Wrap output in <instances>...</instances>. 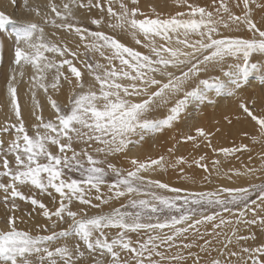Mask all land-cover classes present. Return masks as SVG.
Here are the masks:
<instances>
[{"label": "snow or ice", "instance_id": "6c2138e0", "mask_svg": "<svg viewBox=\"0 0 264 264\" xmlns=\"http://www.w3.org/2000/svg\"><path fill=\"white\" fill-rule=\"evenodd\" d=\"M250 2L255 0H231L242 15L232 11L229 0H211L207 6L196 0H173L182 10L168 15L151 6L145 13L140 0H47L45 5L22 0L24 10L35 15L27 20L0 11V32L11 27L8 35L14 46L6 78L9 115L0 126V206L4 210L0 264H78L85 251L107 257L105 264H173L185 257L179 251L166 256L161 249H190L194 244L184 242L189 235L223 238L220 251H227L229 257L223 264H264V245L247 246L250 237L239 234L240 225L257 223V209L264 212V176L257 175L264 172V152L260 168L227 172L215 159L210 170L204 155L189 162L182 155L173 161L163 155L141 159L127 154L134 136L143 141L145 134L173 129L190 106L197 111L206 105L215 107L220 98L231 99L235 106V114L224 120L253 122L256 134L251 139L264 144V108L257 109V101L243 95L250 76L264 70V64L251 59L254 54L264 58V25L254 21ZM256 6L264 8V3ZM85 8L100 12L99 18L90 19L97 30L77 19ZM245 29L247 37L232 34ZM61 31L65 36L49 38ZM127 36L135 46L119 38ZM26 67L31 69L25 93L30 103L26 99L22 105L18 85ZM260 83L264 85V76ZM50 89L56 94L63 89L67 103L54 99ZM40 90L44 103L37 97ZM213 135L196 126L194 135L182 133L181 138L192 142L199 138L213 153L225 157L251 151L243 143L215 148ZM168 152L171 156L173 149ZM116 153L124 155L127 168L107 162ZM193 165L205 173L202 182H212V171L216 179H252L246 186L197 191L153 178L171 168L194 185L195 175L185 171ZM34 190L50 197L52 208ZM93 199L100 203L93 204ZM119 201L123 202L112 206ZM21 202L30 203L50 223L36 224L35 234L21 228L25 223L23 215H17ZM74 203L94 209L108 205L109 211L89 215L88 207L73 210ZM249 213L254 217L250 221ZM259 222L264 225V217ZM209 223L212 231L202 233L201 226ZM61 224L67 227L57 230ZM211 244L205 239L196 246L205 251ZM199 262L197 256L194 264ZM210 264L222 261L214 258Z\"/></svg>", "mask_w": 264, "mask_h": 264}, {"label": "bare ground", "instance_id": "6f19581e", "mask_svg": "<svg viewBox=\"0 0 264 264\" xmlns=\"http://www.w3.org/2000/svg\"><path fill=\"white\" fill-rule=\"evenodd\" d=\"M259 0H255L254 3L250 2V7H257L256 2ZM196 2L200 3L201 5H210L211 0H196ZM30 5H45L47 3V0H29ZM84 3H87V0H84ZM103 3V2H101ZM140 5L142 9H146L148 12L150 11L149 6L151 7H155L156 10L160 13H163L165 15L168 14H172L173 12H176L178 10H182V9H178L174 6L173 4V0H140ZM14 5L11 4V0H0V11H4L5 13H7L8 15L15 17V19L17 20H27V19H34L35 15L34 13H28L27 11L23 12V4H22V0H19V5L17 9H14ZM234 10L237 15H242L240 9L238 8H234L232 9ZM105 12H106V8H105ZM18 16H20L18 18ZM100 16V12L93 8L92 11L89 13L87 11V9H81L79 11V13L77 14V19H81V20H90L91 18H99ZM253 17V16H252ZM254 19V17H253ZM255 20V19H254ZM259 25H263L261 23H258ZM103 29H107V28H103ZM12 28L9 27L7 32H11ZM46 32L51 33L52 29L51 28H46ZM242 32V30L240 31ZM240 32H233V35H243ZM244 32H246L244 30ZM247 36V34L249 33H245ZM65 36V33L63 31L57 33L56 36H51L50 35V39H57L59 37H63ZM126 44H128L129 46H135L134 41H132L131 39L125 40ZM7 48H14L13 46V41L12 39L9 40L8 42H6ZM82 51V49H81ZM9 53V51H7ZM10 56V60L11 64L8 62L5 68L6 70V74L3 78L2 84L0 85V122H4L6 121V119L8 118L9 115V98L7 96V92H6V85H7V81L6 78L9 75L10 71H11V66L13 64V60H14V52L13 53H9ZM12 58V59H11ZM9 60V61H10ZM26 71V75L24 78L21 79L20 84L18 85V98L21 102V104H24V101L26 99H28L29 103H30V96L26 97L25 93L28 91L29 85L27 83V80L29 78V74L31 73V69L30 67H26L25 69ZM226 82V81H225ZM228 84V83H226ZM250 86H246L243 92V95H245L246 97L250 98V99H257L258 101L264 103V87L263 90H261L262 88H258V84L256 80H251L250 82ZM64 88L66 89L67 86L64 85ZM255 93H251L249 92L250 89H253ZM261 90V91H260ZM49 94L53 95L54 99H57L59 102L61 103H67V93L62 89L61 93L56 94L54 92H52V90L50 89ZM37 97L40 100L41 103H44L45 101V96L43 94V91L40 90L37 93ZM50 107V106H49ZM209 107H212L211 105H206L202 108L199 109L200 112V118L197 121H191L190 123V129L188 132H191V134H195V127L196 126H202V127H206L208 125H210V123L207 122L208 118H216V117H222L223 113L222 110L223 109H229V110H233L235 107L231 101V99L229 98H220L218 101V104L215 106L214 110H210ZM189 108L191 109H195L196 106L192 105ZM45 116H48V111H45ZM158 115V118H160V115ZM187 115V114H185ZM250 135L252 137V135L256 134V130L255 127L250 129ZM182 133H185L184 131V126L181 124H177L175 128L173 129H166L165 131L161 132V133H156V134H145L144 140L143 141H139V137L138 136H134L132 139L135 143H133L132 145L129 146L128 148V156H137L141 159H145L147 157H152V158H156L160 155L165 156V158L167 160H173L175 159V157L177 156H184L186 159L189 160V162H191L194 158H198L201 155L206 156V163H211L212 161L215 160H219L220 161V165L226 163L228 160L232 159L233 156H229V157H225L222 153H213L211 148H208L205 146V144H199L200 139L198 138L196 142H192V141H184L181 138ZM180 135V136H179ZM214 137V142L212 141V146L215 148H220V147H224V143H223V138L217 134L214 133L213 135ZM5 139H7L8 137H4ZM180 140V143L177 144L176 141ZM257 147H259L258 151H255V149H253L250 153V156L252 157L251 160H249V157L245 160H243V162L241 164H239V162L241 161L240 159L236 160V164L237 165H231V164H225L222 168L221 171L222 172H227L228 169H234V170H240V171H244L247 167H255V168H260L261 167V159H260V154L259 152L264 151V144L261 143H257L256 144ZM173 149V154L170 156L168 150L169 149ZM158 150V152L156 153V151ZM104 158V157H101ZM107 162L113 163L115 164L117 167H122V168H127L128 165L125 161V157L122 154L116 153L113 154L109 157L106 158ZM219 165V166H220ZM166 174L164 173V171L162 172H158L156 174H154L153 176L157 177L158 179H160L162 181V178H166L167 180L174 178V177H178L175 174H173V172L171 171V169L167 168L166 169ZM185 171L189 174V175H195L196 178V183L199 182V180L201 179L202 175H203V170L198 169L195 165H193L192 169H185ZM229 175H232V173H229ZM258 176H264V172H260L257 173ZM156 179V178H155ZM252 178H247L246 180H228L226 177H224V179H222V185L224 186H241L246 184L249 180H251ZM258 180H254L252 182H257ZM178 182H181V185L184 184H191L193 186V184L191 183V181H185L182 180L180 177H178ZM105 193L107 192L106 188L102 189ZM48 199V198H47ZM44 202V201H43ZM28 210V209H26ZM32 210V209H31ZM23 211V210H21ZM33 213V215H32ZM30 216H26L21 212H18L17 215H23V219L25 218V222L28 224L27 226L30 227H35V224H39L41 223L42 219L40 217V215L37 214V212L33 211ZM257 217H264V212L262 213L259 209H257ZM34 218V219H33ZM254 217L252 215V217L248 218V220H252ZM46 222V221H45ZM44 222V223H45ZM25 223V224H26ZM244 225V226H243ZM257 227V228H256ZM204 229V228H203ZM206 229V228H205ZM203 233V232H202ZM239 234L243 235V236H247L250 237V239L246 242L247 246L250 247H256V245L254 244L255 239L256 240H262V244L264 245V225L260 224V222L255 223V224H242L239 226ZM261 235L260 237L258 235ZM208 236L205 235L204 238ZM210 236V235H209ZM262 237V238H261ZM191 238L190 240L192 241V243L194 244L193 247H199L196 245H203L204 244V238L203 239H199V238H193L191 235H189L188 239ZM207 238V237H206ZM209 238H212V244L210 246L207 247V250L210 251L209 255H204L201 256L202 258L204 257L205 259H207L206 262H208V260L211 261V258H218L221 259L222 264L224 261H227L229 259L228 255H227V251H224L223 254H221L220 249L222 248V240L223 238H221L220 240H217L216 237L214 236H210ZM214 246V247H213ZM216 248V250H214ZM179 250V249H178ZM186 250V249H184ZM235 250V249H233ZM174 251L172 254H175L176 252H178L177 250H172ZM181 263H185V261H181L179 262Z\"/></svg>", "mask_w": 264, "mask_h": 264}, {"label": "rangeland", "instance_id": "374dc122", "mask_svg": "<svg viewBox=\"0 0 264 264\" xmlns=\"http://www.w3.org/2000/svg\"><path fill=\"white\" fill-rule=\"evenodd\" d=\"M53 2L60 3V0H53ZM101 2H103V0H101ZM257 3L258 4L264 3V0H259V1L256 2V4ZM229 4H230V7L232 9L235 8L234 6H232L231 0H229ZM18 5H19V0H17V4L14 5L15 6L14 9H17L18 8ZM205 6H207V5H205ZM241 7H242V4H241ZM43 10H45V9L42 8V11ZM142 10L145 13H148V11L146 9H142ZM22 11L25 12L24 8L22 9ZM232 11H234V10H232ZM174 13L175 12H173L172 14H174ZM252 16L254 17V19H255L254 21H256L257 24L258 23H261V24L264 25V8L252 7ZM19 17L20 16H18V18ZM12 18L15 19V17H12ZM84 22H85L86 26H88L89 28H91V30H97L96 26L90 24V20H86ZM258 26H261V25L258 24ZM101 30H104L105 32H109L108 29H101ZM245 31L246 32H244V30H242V32H240V33L241 34L244 33V34L243 35H239V36L247 37L249 34H247V36H244V35H246L245 33H248L246 29H245ZM109 34H111V33H109ZM119 38H121L122 39V42H124V43H126L125 40L131 39L130 36H127V37H119ZM9 40H11V38H9V35H8V32L7 31L0 32V85L2 84L3 78H4L5 74H6L5 68H6V66L9 65V64L7 65V63L9 62L11 64V61H12V60H10L9 53L11 54V53L14 52V48L13 49L12 48H10V49L7 48L6 42H8ZM138 50L145 51L142 47H139ZM7 51H9V53ZM82 51H83V48H82ZM95 58L96 59H100V61L102 63L105 62L103 60V58L99 57L98 54H95ZM251 59H252V62L264 64V58H262L259 54H254ZM216 75H218L220 77V79L223 80L224 82L226 81L225 83H229L228 78L226 76H224V75H222L220 73H217ZM261 76H264V70L257 71V72L253 73L250 76V81L251 80H256L257 81L258 88L264 87V85H261V83H260V77ZM84 79L87 81L88 80V77L85 76ZM250 85L251 84H249L248 86H250ZM261 90H263V88ZM249 92H251L252 94L255 93L254 88L253 89H250ZM249 100H251V99L249 98ZM255 100L257 101V104H256L257 109L264 108V103L258 101L257 99H255ZM209 109L210 110H214L215 107L212 106V107H209ZM222 113H223V116L222 117L208 118L207 119V122L210 123V125L206 126L205 127V130L219 134L223 138L224 147H231L233 145H239L240 143H243V144L248 145V147H249V149L251 151L253 149H255V151H258L259 150V147H257V145H256L257 143H255V142L252 141L251 135H250V131H249L250 129H252V128L255 127L254 126V123L253 122H249V121H242V122H239L238 123V122H236L233 119L232 124H228L227 121L224 120V116L235 114V108L233 110L223 109L222 110ZM199 118H200V112H197L196 111V108L194 110L191 109V108H189V111L187 112V115H185V114L182 115V119H181V122H179V124L180 125L182 124L184 126L185 133H189L188 131L190 129V123H191V121H197ZM4 122H2V123L0 122V126H2L4 124ZM217 128H219L220 131L217 132L216 131ZM242 132L249 133V136L243 137L241 135ZM211 139L214 142V137H212ZM199 144H203V143L199 142ZM251 151L245 150V151H242L240 153L233 154L232 155L233 156L232 159L228 160L226 163H224V164H222V165L219 166L220 169L225 164H231V165H234V166L237 165L236 164V160L237 159H240L241 160L239 162V164H241L243 162V160L247 159L250 156ZM157 152H158V150L156 151V153ZM262 152H264V151L259 152V154H261ZM93 154L95 155V153H93ZM208 165H209V169L212 170V164L211 163H208ZM261 166H262V162H261ZM169 169H171V168H169ZM171 171L173 172V174H175L176 176L180 177V175L178 173V170L171 169ZM166 172L167 171L164 170V173L165 174H166ZM204 175H205V173L203 172V175L202 176H204ZM178 177H174V178H171L169 180H167L166 178H162V182L169 183L171 186H175V187H188V188H190L192 190L200 191V190H215L216 188H218L219 186L222 185V179H224V177H221L220 179H216V173H215V171H212V182H210V183L209 182H206V181H203L202 182L201 179H200L198 183H196V184H194L192 186L191 184L190 185L189 184L181 185L182 183L181 182H178ZM153 178L158 179L155 176H153ZM108 179L111 180L112 177L109 176ZM259 182L260 181L258 180L255 183H259ZM246 184L241 185V186H246ZM222 186H224V185H222ZM225 187H237V186H225ZM33 194L36 195L38 199H41L42 201H44V203L49 208H52L53 205L51 203V198L48 197L46 194H39L35 190L33 191ZM164 194H169V193H164ZM93 195H95L94 192H93ZM57 201H58V196H57ZM122 202L123 201L114 202V203H112V206H118V204L119 203H122ZM92 203L93 204H99L100 202L97 201V200H95V199H93ZM82 207H88V213H89V215L97 214L99 211H105V212L106 211H109V206L108 205H101V208L100 209H94V208H91L90 206L79 205L77 203H74L72 205V209L73 210H78L79 208H82ZM26 209H28V210H26ZM21 210H23V211H21ZM3 211H4L3 210V207L0 206V216L3 215ZM33 211L35 212L34 206H31L30 203L21 202V209H20V212L21 213H23L24 215H26L28 217V216H30V214ZM32 215H33V213H32ZM252 215H253L252 213H249L247 219L250 218V217H252ZM40 217L42 219L41 220L42 222L39 223L40 225H44L46 223H50L49 221H46L42 216H40ZM256 219H257V221L259 223V217H257ZM24 220H25V218H24ZM25 223L24 224H21L19 226L21 228L31 229L33 231V233L35 234L36 233V228L35 227L32 228L30 226H27L28 224L27 223L25 224ZM0 226H2V225H0ZM66 227H67L66 224H61V225L58 226L57 230H60V228H66ZM200 230H201V232H205L206 230H207V232H211L212 231V225H211V223H209L207 225L201 226V229ZM41 234H47V233H43L42 232ZM258 236L260 237L261 235L259 234ZM206 237L204 238V240L207 239V240H211L212 241V238H209L210 237L209 235L206 236ZM133 239H135V236L134 235H133ZM190 239L191 238H189L188 240H185L184 242L185 243L192 242ZM261 241L262 240H260V242H259V240H256L255 239L254 244L256 245V247H259V246L263 245ZM179 242L180 241H177V244H179ZM82 249H83V245H82ZM161 250L162 251H165V255L166 256L174 255V254H172L174 252L172 250H177V251L181 252V254L185 257V259L180 260L178 262H173V264H180L179 262H181V261H185V263H181V264H194V261H195V259H196L197 256H199V258H200L199 264H210V260H208V262H206L207 259H205L204 257L203 258L201 257V256H204V255H207L208 256L209 253H210V251L209 250L201 251V248L200 247H192V248L186 249V250L180 249V248H177V247H174L170 251L169 250H166V249H161ZM214 250H216V248ZM189 252H191L193 255H191V256L188 255ZM107 259H108L107 257L100 258L98 253H89V252L85 251V256L78 261V264H94V261H101V264H105V262L107 261ZM155 259H159V257H155ZM211 260H212V258H211ZM162 264H168V262L165 261V262H162Z\"/></svg>", "mask_w": 264, "mask_h": 264}]
</instances>
